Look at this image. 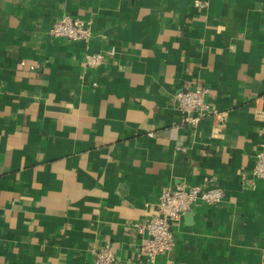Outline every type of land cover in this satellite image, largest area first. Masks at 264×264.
Wrapping results in <instances>:
<instances>
[{
  "label": "crops",
  "instance_id": "0c3cea01",
  "mask_svg": "<svg viewBox=\"0 0 264 264\" xmlns=\"http://www.w3.org/2000/svg\"><path fill=\"white\" fill-rule=\"evenodd\" d=\"M64 16L91 39L50 36ZM195 86L211 112L182 123ZM262 141L264 0H0V264H93L105 244L118 264H264V181L244 184ZM181 182L225 197L150 263L133 225Z\"/></svg>",
  "mask_w": 264,
  "mask_h": 264
},
{
  "label": "built area",
  "instance_id": "2783aa9c",
  "mask_svg": "<svg viewBox=\"0 0 264 264\" xmlns=\"http://www.w3.org/2000/svg\"><path fill=\"white\" fill-rule=\"evenodd\" d=\"M48 34L54 38L89 41L93 36V23L64 16L51 25ZM114 54L115 51L110 50L105 54L89 55L84 66L96 68L104 63L106 56ZM209 92L204 86H195L175 93L173 101L182 123L195 124L210 114L211 105L207 100ZM258 180L264 181V141L256 151L254 167L244 184L250 187ZM224 197V190L218 186L191 185L186 182L163 190L156 203V212L148 219L133 225L135 233L142 238L141 257L153 263L159 255L174 251L176 242L172 225L179 224L184 213L194 204L203 202L215 205ZM93 264H118V258L112 247L105 244L95 253Z\"/></svg>",
  "mask_w": 264,
  "mask_h": 264
}]
</instances>
